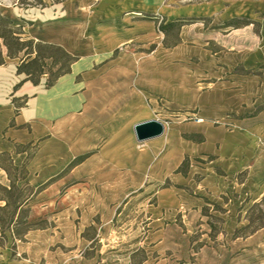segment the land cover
<instances>
[{"label":"rangeland","instance_id":"obj_1","mask_svg":"<svg viewBox=\"0 0 264 264\" xmlns=\"http://www.w3.org/2000/svg\"><path fill=\"white\" fill-rule=\"evenodd\" d=\"M43 1L47 7L37 6L38 0H0V11L25 26L29 37L60 43L82 60L69 81L68 108L40 121L41 134L56 125L55 140H68L67 151L75 157L68 163L66 154L45 184L31 186L11 171L19 179L11 208L22 191L26 210L14 230L24 231L26 223L37 234L49 229L56 243L48 254L62 256L57 264H141L142 241L160 208L170 210L169 221L179 225L186 214L177 215L176 208H202L216 245L227 243L223 229L229 221L238 224L234 238L259 232L252 242L260 247L234 264H264V66L257 73L241 67L230 72L206 52L185 60L175 51L178 24L165 28L162 15L142 14L155 24L151 36L147 27L145 36L125 25L121 18L130 0ZM199 47L219 49L214 42ZM42 82L40 92L48 94ZM27 100L22 95L14 103L22 107ZM149 120L163 122L165 133L139 143L134 126ZM44 139L19 149L31 159ZM79 157L83 162L70 167ZM3 171L0 183L10 187ZM71 210V223L55 225L58 213ZM1 216L6 222L0 228V264H33L19 249L25 237L15 239L10 217ZM109 221L107 229L96 228ZM83 222L91 226L84 229Z\"/></svg>","mask_w":264,"mask_h":264},{"label":"crops","instance_id":"obj_2","mask_svg":"<svg viewBox=\"0 0 264 264\" xmlns=\"http://www.w3.org/2000/svg\"><path fill=\"white\" fill-rule=\"evenodd\" d=\"M130 1L128 10L123 13L121 19L131 30H142L147 27L150 36L155 33V24L145 20L142 14L155 18L162 15L166 19L165 26L182 24L178 27L179 42L177 46L175 45V51L185 60L199 57L206 52L208 55L214 54L215 61L219 60L215 66H223L230 72L241 67L257 73L259 68L264 66V0H210L196 3L179 1L176 4L169 0ZM242 21H249L250 24L236 25ZM143 34L147 35L144 31ZM211 42L219 49L213 52L208 48L199 47L201 44L209 45ZM54 44L62 46L60 43ZM81 63L82 60L79 58L72 66L71 73L60 78L56 85L50 88L48 94L40 92L43 82L35 86L30 81H25V75L18 74L17 61L9 60L0 66V153H10L15 166L19 168L26 164L28 171L26 181L31 186L51 180L53 176L50 173L56 171L60 165L59 161L64 163L66 154H71L67 151L71 150V143L68 140H55L56 125L45 127L41 134L40 121L41 117H53L57 115L56 111L60 114L68 108L69 81L78 74L82 67ZM22 95L28 98L27 103L17 108L14 99ZM40 137L46 139L41 142L31 159H28L29 154L24 149L18 151L19 147L34 144ZM69 157L68 163L75 156ZM50 188L43 189L39 195L50 191ZM160 209L161 216L150 224H153L154 229L149 230V235L142 241V248L146 252V260L142 264H234L237 257L260 247L256 245L255 248L252 242L259 232L247 238H234L238 224L232 221L227 222L223 229L227 243L216 245L215 240L209 237L210 231L201 219L202 208H176L177 215L183 212L186 214L183 225L177 224L175 220H171L170 223L169 219L173 218V213L171 214L167 208ZM164 212L167 213L165 216ZM71 217H74L73 210L68 213L60 212L55 219V225L59 227L65 226L66 223L68 225L71 223ZM198 219H201L202 224L196 228ZM111 222L96 224V228L100 231ZM90 226L91 223L83 222L84 229ZM195 228L200 234L193 238V235L198 233ZM39 233L30 231L25 235V243L19 246L21 253L26 254L33 264H40V261L46 259L47 264H57V257L62 256L58 253H52L50 256L48 254L56 243V238L49 233V229ZM17 242L21 241L16 240ZM86 243L91 244L88 241ZM197 245L199 247L196 251Z\"/></svg>","mask_w":264,"mask_h":264},{"label":"trees","instance_id":"obj_3","mask_svg":"<svg viewBox=\"0 0 264 264\" xmlns=\"http://www.w3.org/2000/svg\"><path fill=\"white\" fill-rule=\"evenodd\" d=\"M38 2L37 6L47 7L48 3L43 0H38ZM26 6L34 7L35 5L27 4ZM246 24H250V22L242 21V25ZM178 25L181 27L182 24ZM174 26L176 24H169L165 28ZM9 60L18 61L17 72L19 75L26 76L25 81H30L33 85L38 86L46 79V88L50 89L56 85L60 78L71 73L72 66L79 58L69 53L60 45L38 41L29 37L25 32V26L14 23L0 11V66L5 65ZM17 108L19 107L17 106ZM19 148L18 151H21ZM0 158H3L5 161L0 162V168L7 173L8 179L11 182L10 187H6L0 183V192L4 194L3 196L0 195V202L4 203V205L0 206V228L4 229L6 220L2 218L1 214H5V216L10 217L13 237L23 240L29 231L36 229L30 223H26L24 231L16 232L14 230V226L19 225V221L25 219L26 210L23 208L25 201L23 200L24 195L22 191H19L15 198L13 204L15 207L11 208L14 194L19 189L17 186L19 179L13 178L11 171L21 173L20 180H26L28 175L27 167L26 164L22 168L15 166L10 153H0ZM28 159H30V156ZM82 162L83 157H79L72 161L69 166L75 167ZM143 253L144 258L141 264L146 260V254L144 251Z\"/></svg>","mask_w":264,"mask_h":264},{"label":"water","instance_id":"obj_4","mask_svg":"<svg viewBox=\"0 0 264 264\" xmlns=\"http://www.w3.org/2000/svg\"><path fill=\"white\" fill-rule=\"evenodd\" d=\"M165 130V124L159 120H149L134 126L135 136L139 143L159 138L164 135Z\"/></svg>","mask_w":264,"mask_h":264}]
</instances>
